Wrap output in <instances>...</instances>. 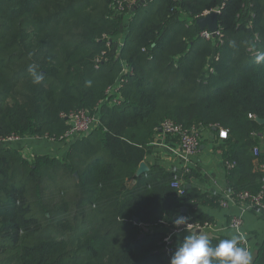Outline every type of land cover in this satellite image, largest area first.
Returning a JSON list of instances; mask_svg holds the SVG:
<instances>
[{
  "label": "trees",
  "instance_id": "1",
  "mask_svg": "<svg viewBox=\"0 0 264 264\" xmlns=\"http://www.w3.org/2000/svg\"><path fill=\"white\" fill-rule=\"evenodd\" d=\"M131 9L0 0V137L68 146L64 157H26L0 144V264H170L187 234L166 241L173 219L213 226L201 208L222 207L224 193L187 187L200 176L199 149L189 171L157 163L135 176L166 120L195 127L200 144L213 135L233 202L257 214L239 194H257L264 179V0H146ZM217 9L222 35L202 38L196 19ZM73 111L95 123L68 137ZM177 137L167 135L173 146ZM252 264H264V241Z\"/></svg>",
  "mask_w": 264,
  "mask_h": 264
},
{
  "label": "crops",
  "instance_id": "2",
  "mask_svg": "<svg viewBox=\"0 0 264 264\" xmlns=\"http://www.w3.org/2000/svg\"><path fill=\"white\" fill-rule=\"evenodd\" d=\"M213 139V135L210 132L205 131L203 133L199 151L193 159V166L199 170L200 176L190 177L189 185L201 191L211 190L217 193H224L227 190L226 172L220 152L215 148L218 144ZM33 144L37 143L33 142ZM175 148L176 145L173 146L167 137L157 134L154 141L149 145L150 154L144 160L148 166V170L149 165L157 163L170 170L178 171L182 169L183 161L175 153ZM129 182L134 184L135 179ZM201 209L213 215L216 219L213 226L202 230V233L207 234V236L225 235L232 237L236 231L227 227L228 219L236 214L243 216V224L240 231L248 243L253 262L259 245L264 241V215H257L251 211H246L240 203L232 201L227 206L212 209L202 207Z\"/></svg>",
  "mask_w": 264,
  "mask_h": 264
},
{
  "label": "built area",
  "instance_id": "3",
  "mask_svg": "<svg viewBox=\"0 0 264 264\" xmlns=\"http://www.w3.org/2000/svg\"><path fill=\"white\" fill-rule=\"evenodd\" d=\"M146 0H111V5L113 6V9L115 11H121L124 12L127 9L132 8L134 5L145 2ZM217 14L220 12L218 9L213 10ZM199 35L202 38L210 39L216 36H221L220 30L217 28L215 32L209 31L206 27L201 29ZM128 71V68L125 67L123 72ZM115 101V100H114ZM252 117L251 115H249ZM66 118L69 120L70 128L67 131L66 135L70 137L71 134L79 133V132H86L90 130L91 126L95 123V118L91 117L87 112L85 111H79V112H71ZM159 135L163 137H167V135H177L178 137V143L176 144L175 153L182 159L183 161V168L185 171H189V166L192 165V159L194 157V154L200 147V134L198 130L195 127L191 128H184L179 124H176L170 120L164 121L161 126L159 127ZM227 135V131L225 129H220L218 136L221 138H225ZM24 140V141H23ZM30 139L28 137H20L17 135H10L7 137H0V144H9V143H20V142H28ZM257 150L254 149V154H257ZM189 165V166H188ZM233 164H228L229 167H231ZM181 181L179 180L177 174H174L173 181L171 183V186L178 189L179 193H182L181 188ZM224 199L221 201L222 206H227V204L230 201H235L233 198V194L231 190L227 188V190L223 194ZM240 199H248L249 203L245 206L246 208H253L257 214H262L264 211V179L262 186L260 188V191L255 195H250L247 191H244L243 193L239 194ZM242 225V218L241 214L235 216L230 224V228L240 236H242V233L240 231ZM210 226L206 225H194L191 224L190 231L193 229L196 230H202L204 228H207ZM181 232H178L177 229L173 228L169 231H167V239L166 241L170 243V240L173 238L175 234H178ZM243 237V236H242ZM240 246L246 247L248 249V243L243 237V239L240 242ZM168 251V247L166 248Z\"/></svg>",
  "mask_w": 264,
  "mask_h": 264
},
{
  "label": "clouds",
  "instance_id": "4",
  "mask_svg": "<svg viewBox=\"0 0 264 264\" xmlns=\"http://www.w3.org/2000/svg\"><path fill=\"white\" fill-rule=\"evenodd\" d=\"M34 83H40L42 74L30 68ZM190 217L177 215L172 223L178 232H185L171 255L170 264H252V254L240 246L242 236L233 235L228 239H220L213 245L205 233H191ZM167 239V238H166Z\"/></svg>",
  "mask_w": 264,
  "mask_h": 264
},
{
  "label": "rangeland",
  "instance_id": "5",
  "mask_svg": "<svg viewBox=\"0 0 264 264\" xmlns=\"http://www.w3.org/2000/svg\"><path fill=\"white\" fill-rule=\"evenodd\" d=\"M144 13L145 11H142L141 15H143ZM33 141L37 144L34 145ZM15 144H19V145H16L15 147L23 150L24 156L26 157H29L30 156L29 154L31 153H42V154H48L52 156L56 155L59 157H64L68 150V146L65 142H49L48 143L43 140H40V141L32 140V143L20 142V143H15ZM61 171L62 169H60V172Z\"/></svg>",
  "mask_w": 264,
  "mask_h": 264
},
{
  "label": "water",
  "instance_id": "6",
  "mask_svg": "<svg viewBox=\"0 0 264 264\" xmlns=\"http://www.w3.org/2000/svg\"><path fill=\"white\" fill-rule=\"evenodd\" d=\"M143 3L144 2H140L136 5H134L131 9V12H133L136 8L142 6ZM195 22L200 29H203L206 27L209 31L215 32L217 30V13L215 11H210L209 13H207L201 17H198ZM257 121L260 123H264V119H261V118H257ZM147 170H148V166L146 165L145 161H142L139 164V166L135 172V176H139L140 174L145 173ZM74 175L77 177L76 172H74ZM187 187H190V185L188 184ZM182 212H186L185 207L182 208ZM137 220L138 219L136 217H134V221L137 222ZM195 232L200 233L199 230H196ZM142 235H143V233L140 236H142Z\"/></svg>",
  "mask_w": 264,
  "mask_h": 264
}]
</instances>
